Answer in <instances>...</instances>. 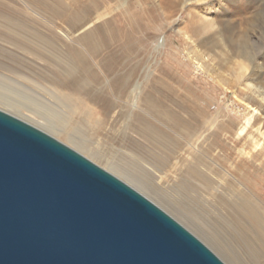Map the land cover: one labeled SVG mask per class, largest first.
I'll return each mask as SVG.
<instances>
[{
	"label": "rangeland",
	"instance_id": "1",
	"mask_svg": "<svg viewBox=\"0 0 264 264\" xmlns=\"http://www.w3.org/2000/svg\"><path fill=\"white\" fill-rule=\"evenodd\" d=\"M96 2L0 0V110L25 120L15 110L20 108L41 123H45L43 117L60 125L59 117L72 118L80 127L77 135L83 134L90 152L77 148L61 134L39 128L144 194L226 264L234 263L212 244L208 234L213 233L246 264H258L250 254L260 255L262 237L240 219L253 236L251 247L256 251H247L249 243L245 247L239 242L232 227L240 210L248 208L264 220V0H110L101 9L107 6L112 10L106 18L76 32L71 31L68 16H51L53 5L61 3L71 9ZM8 16L49 37L60 51L79 47L84 62L98 70L97 59L90 55L81 36L95 27L104 36L110 30L128 34V41L118 48L121 67L91 93L100 101L102 127L95 128L92 122L72 115L61 101L50 105L42 90L16 82L18 75H24L44 85L39 77L61 71V67H50L42 46L32 44L24 35L11 33L15 40L8 39ZM123 77L135 86L139 84L137 99L128 98L132 88L123 93L122 83L118 84ZM146 98H154L160 113L172 120L149 111ZM26 106L44 116H34ZM139 122L172 142L166 163H153L152 168L145 162L148 154L136 151L134 146H140L163 155L135 130ZM95 151L98 157H94ZM135 155L138 159H131ZM107 160L120 166L134 161L144 168L145 175L140 177L145 184L110 167ZM195 171L199 172L196 176Z\"/></svg>",
	"mask_w": 264,
	"mask_h": 264
},
{
	"label": "water",
	"instance_id": "2",
	"mask_svg": "<svg viewBox=\"0 0 264 264\" xmlns=\"http://www.w3.org/2000/svg\"><path fill=\"white\" fill-rule=\"evenodd\" d=\"M0 264H226L144 194L0 110Z\"/></svg>",
	"mask_w": 264,
	"mask_h": 264
},
{
	"label": "bare ground",
	"instance_id": "3",
	"mask_svg": "<svg viewBox=\"0 0 264 264\" xmlns=\"http://www.w3.org/2000/svg\"><path fill=\"white\" fill-rule=\"evenodd\" d=\"M109 3H110V0H97V2L91 6L84 5V4H78V5H75V7L71 9L67 8L69 7L68 5L65 8L63 4L60 3L58 5H53V7L51 8V16L53 17H59L63 15L68 16L69 17L68 21L71 26V31L76 32L88 26L89 24H92L93 22L95 23L97 21H100L106 18L112 10H109L107 6L104 7L105 9L103 11H101V9L103 8L104 4H109ZM15 18L13 16H8L6 20L8 21V24L6 25V29L8 33L10 34V35H6L7 38L10 40H15V37L11 36V33L24 35L25 37L23 38H27V40L31 42L32 44H38L42 46V48L47 53L48 60H45V61L49 63L50 67L56 68L57 70H58V65L61 67V71L60 70L54 71V73H51V74L45 73L44 75L39 77L38 80L40 79L43 80L45 83L44 85H40L41 83L38 82L37 80H33L30 77H26L24 75H18L17 78H19V80L15 79L17 80L16 82L20 81L19 83H21L23 81V82H26L32 85L33 87H36L37 91L42 90L44 92V93L42 92L43 94L42 96L49 104L51 103L50 105L52 104L56 105L54 104V102L58 103L59 101H61L62 103L65 104L64 105L65 109L67 108V110L72 115L81 116L82 120H86L87 122H92V124L91 123L90 124L94 126L95 128L102 127L103 126L102 119H101L102 117L99 116L100 111L98 110L100 109L97 106L100 101H98L99 99L98 97L91 96V93L95 91L99 86L103 85L105 78L107 79V77H111L112 75L117 73L116 71L121 67L120 60L117 55L118 53H120V51L118 52V48L121 47V44L128 39L127 37L128 34L125 35V33L122 31L119 32L117 30H110L108 34L104 36V34H102V31L99 28L95 27V30L92 29L91 31H87L85 34L81 36L80 40L83 42V44L86 43L84 45L87 46L90 55L94 59H97L96 60L97 65H98V68L100 69L98 70L88 65L86 62H84V59H82L83 54L81 50L79 49V47L77 48L75 46L74 47L68 46V48L65 50L66 52L60 51L56 48L54 42L49 37H45L41 35L40 33H37L33 30L31 31L29 28L24 26V24L21 21ZM100 34H101V38L103 39L100 38L99 36ZM130 46H131V43L129 45V48H131ZM108 59H110V61H107ZM106 61L109 63H106ZM119 83H122L123 93H128V89L132 88L131 92L128 94V98H132L133 100L137 99L136 97L138 94L139 84L135 86L130 82V79L125 78V77L120 78L118 84ZM39 95L41 94L39 93ZM152 99L150 98H146V100L144 99L146 101L144 103L149 108L148 110L155 112V114L158 115L159 117H163L164 119L171 121L172 119L168 117V115L166 116L165 114L163 115L162 113H160V111L158 110V103L155 102L156 100L152 101ZM10 107L13 108L11 105L8 108ZM15 110L16 112L20 113V115H22L25 118V120H28L27 122L29 121L31 123L33 122V126L37 128L41 126L47 130L52 131L53 133L57 135L61 134L69 142L76 145L77 148L83 149L89 152L91 151L87 146L88 144L84 140H82L81 136H83V134L80 137L77 135V133L80 135V127L78 128L76 123L72 122L71 120L72 118L70 119V118L65 117V119H63L62 117H59L58 121H60L61 125L55 124L51 122L53 119L49 121L47 120V118H44L43 117L44 115L42 116V113H40L39 110H36V111L29 110V108L27 109V106H26L25 110L30 111L31 113L34 114V116L43 117L42 119L45 120V123H41L39 121H35V118L33 119L32 117L24 114L23 112L24 110H21L20 108L15 109ZM135 130L145 135V137L149 140V142L153 146L163 151V155H159L153 152L154 150L147 151V149L142 148L140 146L138 147L134 146L136 148V151H141L144 154H148L146 155V158L148 161L145 159L146 160L145 162L150 166L153 165V163L159 164L157 166H160V164L162 163L163 164L166 163L167 158H165V156L171 153V150L173 148L172 142L168 138H166V136L156 131L152 126L144 124L143 122H139L138 127H136ZM92 153L93 155H95L94 157L99 156L96 151ZM131 159L136 160L138 158L135 155V156H131ZM107 161H108L107 164H109L110 167L112 166L116 168L118 171L125 173L126 176L128 175L133 180H136L137 182L142 183L141 185L145 184V181H143L142 177H140V176L145 175V171L143 170L144 168L142 169L141 167H138L134 161L129 160L123 166L118 165L115 161L114 163L113 160H107ZM198 174L199 172L195 171V176ZM207 180L208 179L204 180V182L208 185ZM208 186L210 187V185ZM202 190L204 191V189ZM240 212L238 213H240L241 215L236 216L237 222L233 223V227H232L235 233V236L237 238L239 237L238 238L239 242L244 244V246L245 244L249 243L247 245L248 246L247 251H251V252L256 251L251 247L252 242H253V236L250 234V229L242 227L239 221L240 219H244L245 222L248 224V226L251 228V230L254 232V234L262 237L261 241L264 242V220L262 216L255 209L248 208L246 210H242V211L240 210ZM205 233H207V231ZM208 235H210L209 239L213 242L212 244L217 246L223 252V254L226 257H228L234 264H246L244 260L241 259L240 256H237L234 253H232V251L228 249L227 246H225L222 243V241H219V239L213 233L212 234L210 233ZM262 249L259 250L260 255L257 252L250 254V256L252 257V260L257 261L258 264H263L264 257L262 256ZM255 256H256V259H255Z\"/></svg>",
	"mask_w": 264,
	"mask_h": 264
},
{
	"label": "clouds",
	"instance_id": "4",
	"mask_svg": "<svg viewBox=\"0 0 264 264\" xmlns=\"http://www.w3.org/2000/svg\"><path fill=\"white\" fill-rule=\"evenodd\" d=\"M238 2H243V0H238Z\"/></svg>",
	"mask_w": 264,
	"mask_h": 264
}]
</instances>
